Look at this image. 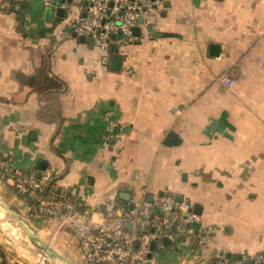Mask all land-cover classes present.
Wrapping results in <instances>:
<instances>
[{"label": "crops", "instance_id": "obj_1", "mask_svg": "<svg viewBox=\"0 0 264 264\" xmlns=\"http://www.w3.org/2000/svg\"><path fill=\"white\" fill-rule=\"evenodd\" d=\"M56 1L0 0V157L62 188L95 222L164 191L186 199L192 231L154 245L157 264L222 254L264 264V0H156L134 41L108 46L70 30L88 0ZM0 197L50 248L85 264L74 237L1 175ZM0 251V264H29Z\"/></svg>", "mask_w": 264, "mask_h": 264}, {"label": "built area", "instance_id": "obj_2", "mask_svg": "<svg viewBox=\"0 0 264 264\" xmlns=\"http://www.w3.org/2000/svg\"><path fill=\"white\" fill-rule=\"evenodd\" d=\"M41 1L46 8L57 7L56 0ZM157 5L156 0H88L83 16L70 22V30L105 46L132 42L133 28L145 27ZM220 82L225 87L233 85V80L227 77L220 78ZM0 175L12 183L18 197L32 201L29 209L34 214L53 223L56 231L74 237L85 264H154L147 258L145 242L153 241L160 250L163 239L173 242L192 231L190 203L186 199L177 201L166 191L153 196L150 203L139 200L132 201L129 208L111 207L95 222L88 212L78 210L62 188L47 186L46 181L33 173H21L4 157H0ZM197 234L199 243L209 237L204 227ZM259 259L260 256L253 258ZM213 264H240V261L222 254Z\"/></svg>", "mask_w": 264, "mask_h": 264}, {"label": "water", "instance_id": "obj_3", "mask_svg": "<svg viewBox=\"0 0 264 264\" xmlns=\"http://www.w3.org/2000/svg\"><path fill=\"white\" fill-rule=\"evenodd\" d=\"M137 22L140 23L141 19L138 18ZM147 30L148 31L151 30L150 26H147ZM139 34H140L139 28L135 26L133 28V35L134 36H139ZM79 39L83 40V37H80ZM209 52H210V55L216 56L219 53V48L216 45H211L209 47ZM118 66H119V59L116 58V57H112L111 60H110V68L112 70H117ZM120 196L122 198H124V199H128V195L120 194ZM176 199L179 200V197H176ZM0 210L2 211V213H4L5 215H7L8 217H10L11 219L14 220L16 226L22 231V233L27 238V240L31 244H33L35 246V248L38 250V252L40 253V255L43 258H45L48 261H51V260L58 261V262H60L62 264H74L72 261H70L65 256L61 255L59 252H57L56 250L50 248L41 239V237L38 235V233L36 231H34V229L29 225L27 216L22 217L2 197H0ZM162 241H163L164 244L168 243L167 239H163ZM153 249H154V242L151 241L150 244H149V247H148L147 258L151 257V252L153 251ZM226 256L228 258L234 257V256H232L230 254H227ZM235 258L240 260L241 256L236 255ZM247 263H248V261L244 262V264H247ZM52 264H54V263H52Z\"/></svg>", "mask_w": 264, "mask_h": 264}, {"label": "rangeland", "instance_id": "obj_4", "mask_svg": "<svg viewBox=\"0 0 264 264\" xmlns=\"http://www.w3.org/2000/svg\"><path fill=\"white\" fill-rule=\"evenodd\" d=\"M10 206L14 209L15 207L10 203ZM21 216L24 217V213L20 212ZM0 242L3 243L4 245L8 246V248L14 250V254L16 255L17 261L28 263L29 264H62L58 261H48L45 258H43L42 261H40L39 255L40 253L38 250L35 248L33 244H31L27 238L24 236L22 231L16 226L15 222L13 219L5 215L4 213L2 214L0 218ZM53 249V248H52ZM57 252H59L63 256H67L70 258L69 252L66 250V248L62 249H54ZM29 254V255H28ZM41 256V255H40ZM33 257V260H28V258ZM36 257V258H34ZM155 256H153V262L154 264H157L156 260L154 259ZM52 262V263H51ZM158 264H163L162 261L159 262Z\"/></svg>", "mask_w": 264, "mask_h": 264}, {"label": "trees", "instance_id": "obj_5", "mask_svg": "<svg viewBox=\"0 0 264 264\" xmlns=\"http://www.w3.org/2000/svg\"><path fill=\"white\" fill-rule=\"evenodd\" d=\"M2 177V176H1ZM3 178V177H2ZM3 179H5V178H3ZM28 202H29V205L32 203V201L31 200H28ZM1 256H3V254H2V252L0 251V257Z\"/></svg>", "mask_w": 264, "mask_h": 264}, {"label": "bare ground", "instance_id": "obj_6", "mask_svg": "<svg viewBox=\"0 0 264 264\" xmlns=\"http://www.w3.org/2000/svg\"><path fill=\"white\" fill-rule=\"evenodd\" d=\"M2 211L0 210V218H1V216H2ZM29 255V254H28ZM43 260V258H42V256H41V258H40V261H42Z\"/></svg>", "mask_w": 264, "mask_h": 264}]
</instances>
